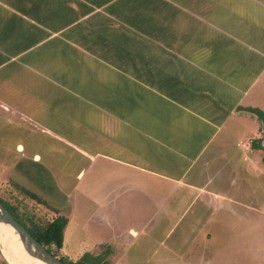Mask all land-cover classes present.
Listing matches in <instances>:
<instances>
[{
	"label": "crops",
	"instance_id": "obj_1",
	"mask_svg": "<svg viewBox=\"0 0 264 264\" xmlns=\"http://www.w3.org/2000/svg\"><path fill=\"white\" fill-rule=\"evenodd\" d=\"M156 1L0 0V70H5L0 106L9 113L7 124L40 127L38 118L24 109L29 98L42 99L46 79L37 57L23 58L52 40L88 58L84 68L101 74L108 67L119 74L120 101H147V107L141 103L131 109L151 115L141 130L177 133L170 136L175 146L166 141L138 145L140 135L123 124L128 131L119 129L118 160L126 171L119 172V193L153 195L163 190L171 196L169 206L163 203L164 213L183 204L186 229L208 228L193 238L186 234L184 245L193 249V239L200 238L196 249L207 251L206 245L215 244L211 226L249 221L256 192L252 178L264 180V167L253 173L257 167L253 170L252 163L262 153L251 146L253 139L264 140V132L246 110L264 113V0H202L194 18L211 12L212 31H187L188 22L170 31L169 21L161 24L166 14L160 9L149 27V5ZM140 13L141 31L132 26ZM152 15L155 20L154 7ZM16 71L31 75L17 76ZM65 80L75 79L70 75ZM10 93L21 97L15 103ZM178 193L184 201L173 199ZM132 225L128 230L135 234Z\"/></svg>",
	"mask_w": 264,
	"mask_h": 264
},
{
	"label": "rangeland",
	"instance_id": "obj_2",
	"mask_svg": "<svg viewBox=\"0 0 264 264\" xmlns=\"http://www.w3.org/2000/svg\"><path fill=\"white\" fill-rule=\"evenodd\" d=\"M213 1L217 0H211V4ZM201 3L202 0H157L149 5L151 14L146 25L153 27L160 9L166 14L161 24L169 21L166 26L170 31L179 29L180 23L184 27L186 22L187 31H212L211 12L195 19L200 14ZM205 6L210 3H203L202 7ZM138 17L141 18L133 20L132 26L141 31L143 13ZM32 57L41 62L46 79L44 94L42 99L29 98L24 112L33 119L38 118L40 127L30 128L26 122L21 126L7 124L9 113L0 106V197L20 210L33 206L28 211L43 220L57 214L65 216L61 228L63 246L56 252L58 257L75 258L87 250L99 252L107 245L112 251L110 264H264L263 178L251 181L256 192L251 199L253 210L247 216L249 221L211 226L214 236L211 240L215 244L206 245L207 251L196 249L203 240L200 238L193 239V249L191 245L185 246L186 234L192 236L198 232L200 235L208 229H186L188 210L184 211L185 205L178 206L177 211L171 207L169 213H164L163 203L169 206L171 196L164 195L163 190L160 193L154 190L153 195L127 196L122 190L119 193V172L126 171L118 160L119 129L124 134L128 131L123 124L127 122L135 128L131 127L140 135L138 145L166 141L175 146L170 136L177 133L143 132L141 129L148 126L151 115L145 109L134 112L131 109L141 103L147 107V101H120L119 74L108 67L103 68L101 74L97 69L94 72V69L84 68L89 60L82 53L69 51L52 40L23 59ZM4 72L0 70L1 84ZM16 72L17 76L31 75L30 71ZM70 75L75 80L67 83L65 79ZM76 91L78 94L73 95ZM10 95L15 103L16 98L21 97L19 93ZM3 102L0 94V104ZM119 106L131 115L122 113ZM133 113L138 115L132 116ZM119 118L122 121L119 122ZM17 144L22 148L17 149ZM258 160L259 156L253 161L255 164L252 163L253 170L257 167L253 173L264 167L261 159ZM27 191L36 196V202ZM173 199L184 201L185 196L178 193ZM196 205L198 203L191 206ZM131 224L135 234L128 230ZM0 255L1 264L2 259H6L1 252Z\"/></svg>",
	"mask_w": 264,
	"mask_h": 264
},
{
	"label": "trees",
	"instance_id": "obj_3",
	"mask_svg": "<svg viewBox=\"0 0 264 264\" xmlns=\"http://www.w3.org/2000/svg\"><path fill=\"white\" fill-rule=\"evenodd\" d=\"M249 112L253 113L260 122V130L264 132V113L257 108H247ZM253 149H257L262 153L261 161L264 166V140L261 138L253 139L251 141ZM36 202V197L33 193L27 191ZM0 203L10 212V214L49 252L57 256L56 252L63 246L61 237V228L65 221V216L57 214L50 220H43L35 213L28 211L33 206H26V210H20L17 205L9 203V201L0 197ZM45 221V222H44ZM99 252L84 251L78 257L72 258L69 256L58 257L65 264H110L109 254L111 250L107 245ZM1 257V255H0ZM2 258V257H1ZM1 264H8L2 259Z\"/></svg>",
	"mask_w": 264,
	"mask_h": 264
},
{
	"label": "water",
	"instance_id": "obj_4",
	"mask_svg": "<svg viewBox=\"0 0 264 264\" xmlns=\"http://www.w3.org/2000/svg\"><path fill=\"white\" fill-rule=\"evenodd\" d=\"M0 224L9 226L13 229V231L19 238L23 251L30 258L38 259L46 264H65L57 256L53 255L52 253L50 254V252L22 226L1 203ZM0 252L2 253L1 247ZM14 255L17 256V258H21L23 260V262H17L18 264H29V262L27 263V261L23 257V253L18 252V254ZM9 259L10 260H6L8 264H15L13 262L12 256H10Z\"/></svg>",
	"mask_w": 264,
	"mask_h": 264
},
{
	"label": "bare ground",
	"instance_id": "obj_5",
	"mask_svg": "<svg viewBox=\"0 0 264 264\" xmlns=\"http://www.w3.org/2000/svg\"><path fill=\"white\" fill-rule=\"evenodd\" d=\"M0 247L2 253L5 255V259L10 260L9 258L12 256L13 262L15 264H18L17 262H23L21 258H17V256L14 255L18 254V252L24 254L23 257L27 263L29 262V264H46L38 259L30 258L27 254H25L20 244L19 238L13 229L3 224H0Z\"/></svg>",
	"mask_w": 264,
	"mask_h": 264
}]
</instances>
